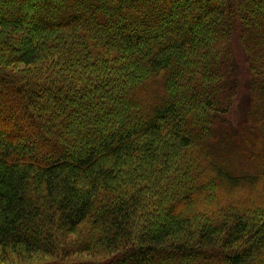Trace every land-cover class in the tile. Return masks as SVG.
<instances>
[{
    "label": "trees",
    "instance_id": "1",
    "mask_svg": "<svg viewBox=\"0 0 264 264\" xmlns=\"http://www.w3.org/2000/svg\"><path fill=\"white\" fill-rule=\"evenodd\" d=\"M4 262L264 264V0H0Z\"/></svg>",
    "mask_w": 264,
    "mask_h": 264
},
{
    "label": "rangeland",
    "instance_id": "2",
    "mask_svg": "<svg viewBox=\"0 0 264 264\" xmlns=\"http://www.w3.org/2000/svg\"><path fill=\"white\" fill-rule=\"evenodd\" d=\"M34 1L37 2V0H34ZM239 44L240 43L236 35L233 40L232 50H233V58H234V66H233L234 78L238 84V93H237L236 99L234 100L233 108L230 113V118L234 121L243 114V111L246 105V100H247V83H248L247 81L249 78L247 69H246V66H247L246 57ZM10 68L12 69L13 67H10ZM23 68H24V65L19 64V65H16L13 69L22 70ZM47 103H50V102H47ZM3 264H7V262H4Z\"/></svg>",
    "mask_w": 264,
    "mask_h": 264
}]
</instances>
